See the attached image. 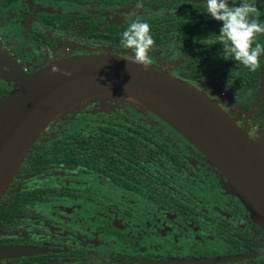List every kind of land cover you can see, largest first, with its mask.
I'll list each match as a JSON object with an SVG mask.
<instances>
[{
    "label": "flooded vegetation",
    "instance_id": "af4514ba",
    "mask_svg": "<svg viewBox=\"0 0 264 264\" xmlns=\"http://www.w3.org/2000/svg\"><path fill=\"white\" fill-rule=\"evenodd\" d=\"M256 8L254 18L264 23V0ZM135 19L151 27L150 66L215 101L264 161V56L256 72L223 59L222 22L206 13V0H0V98L18 77L56 60L101 53L134 60L120 41ZM257 42L264 46V34ZM89 101L83 111L48 123L3 192L0 249L42 251L0 257V264L264 263V230L196 147L149 109L118 98ZM88 114L95 128L69 130L71 120ZM103 136L121 140L107 160L122 162H106L104 176L96 164H83L102 149L87 154V140ZM67 137L75 148L66 160ZM163 141L178 164L158 146Z\"/></svg>",
    "mask_w": 264,
    "mask_h": 264
},
{
    "label": "water",
    "instance_id": "95a60500",
    "mask_svg": "<svg viewBox=\"0 0 264 264\" xmlns=\"http://www.w3.org/2000/svg\"><path fill=\"white\" fill-rule=\"evenodd\" d=\"M0 56L4 57L1 51ZM53 66L61 71L53 72ZM65 71L71 76L64 75ZM18 80L16 88L0 98V198L23 156L50 121L81 101L122 95L151 110L196 147L224 175L226 185L264 230V161L245 131L194 86L160 68H145L134 60L102 53L56 60ZM41 251L10 246L0 249V257ZM235 259L185 261L216 264Z\"/></svg>",
    "mask_w": 264,
    "mask_h": 264
},
{
    "label": "clouds",
    "instance_id": "9594fccd",
    "mask_svg": "<svg viewBox=\"0 0 264 264\" xmlns=\"http://www.w3.org/2000/svg\"><path fill=\"white\" fill-rule=\"evenodd\" d=\"M256 12V0H239L238 3L235 0H231V3L230 0H206V13L222 22L217 41L223 46V59H234L251 72L261 68V57L264 56V46L257 42V37L264 34V23L254 18ZM205 42L201 40V43ZM120 43L124 49L132 50L135 64L145 68L153 64L150 52L155 41L146 21L135 19L131 22L123 31ZM52 71L60 72L61 69L53 66ZM63 74L71 76V72L65 71Z\"/></svg>",
    "mask_w": 264,
    "mask_h": 264
},
{
    "label": "trees",
    "instance_id": "16d2710c",
    "mask_svg": "<svg viewBox=\"0 0 264 264\" xmlns=\"http://www.w3.org/2000/svg\"><path fill=\"white\" fill-rule=\"evenodd\" d=\"M84 139H86V137H84ZM144 139L146 140V137H144ZM144 139H141L142 141L145 142ZM75 139L72 137H67V138H63L62 141L64 142V147H63V152L65 153V159L67 160V158H70V150H74L75 148V144L74 141ZM88 142H90V146L88 148L87 154H89L90 152L92 153V150H96L97 145L101 144L102 149L99 152V155L93 158H89L88 160L84 161L83 164L87 165L86 169H90L91 166L93 164H96L99 168V171L103 174V176L105 175V172H107V170L104 168V165L107 164H111V166H120V164L122 163L120 161V157H116L114 160H112L111 162L108 163V158L111 156V151L113 148H115V146L117 145H121V140L119 139H111L110 137L107 136H103L101 137H97L96 139H88ZM107 144V145H104ZM157 144V142L155 143ZM89 145V144H88ZM159 147L163 148L164 151V155L170 154V157L174 158V161L178 164V158H177V154L174 150H171L168 146V144H166L164 141L162 142V144H158ZM121 150V147L119 148ZM86 154V155H87ZM161 159V157H160ZM163 159H167V156H165ZM170 159V158H168ZM118 160V161H116ZM171 160V159H170ZM88 171V170H86Z\"/></svg>",
    "mask_w": 264,
    "mask_h": 264
},
{
    "label": "rangeland",
    "instance_id": "374dc122",
    "mask_svg": "<svg viewBox=\"0 0 264 264\" xmlns=\"http://www.w3.org/2000/svg\"><path fill=\"white\" fill-rule=\"evenodd\" d=\"M114 99V98H118V99H121V100H126L128 101L131 106L130 108H133V109H141L140 106L138 105H135L133 104L131 101L127 100L126 98H124L122 95H111L110 97H96L94 99H90V100H95V101H100L101 103L105 102L107 99ZM88 102H90L88 99L85 100V101H81L77 104H75L74 106H72L71 108L67 109L66 111H64L63 113L64 114H74V113H79L80 111H83L84 108L86 107H90V105L88 104ZM147 108H144L143 110H145ZM142 110V109H141ZM138 112V111H137ZM72 122L67 125V126H70L69 130L70 131H74L78 128H82L83 130L86 129H92V128H95V117H91L89 114L88 115H85L82 119H73L71 120ZM72 127H75V128H72Z\"/></svg>",
    "mask_w": 264,
    "mask_h": 264
}]
</instances>
